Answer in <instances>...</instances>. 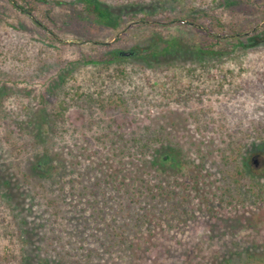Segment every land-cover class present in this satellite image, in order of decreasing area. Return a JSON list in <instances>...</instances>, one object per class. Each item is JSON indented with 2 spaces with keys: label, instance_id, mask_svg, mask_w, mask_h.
<instances>
[{
  "label": "rangeland",
  "instance_id": "374dc122",
  "mask_svg": "<svg viewBox=\"0 0 264 264\" xmlns=\"http://www.w3.org/2000/svg\"><path fill=\"white\" fill-rule=\"evenodd\" d=\"M49 1L37 7L42 29L0 0V264H59L57 253L84 243L54 216V198L67 217L83 207L86 218L102 211L100 229L112 217L120 224L124 205L107 209L102 193L122 194L128 180L127 190L155 212L130 237V256L106 255V264L264 261V196L238 194L224 175L239 164L264 182V0H97L116 17L108 24L86 12L84 0ZM211 11L221 21L218 38L202 31L211 17L199 15ZM229 25L241 30L236 40L222 38ZM257 29L245 45L242 37ZM173 39L181 48L169 53L123 54ZM105 45L125 60L94 66ZM187 68L204 78L184 102ZM79 83L90 85L84 100L72 90ZM54 162L61 175L49 173L39 188ZM95 183L101 194L76 195ZM177 201L185 205L179 215ZM209 209L236 226H212ZM58 235L66 236L58 243Z\"/></svg>",
  "mask_w": 264,
  "mask_h": 264
},
{
  "label": "trees",
  "instance_id": "16d2710c",
  "mask_svg": "<svg viewBox=\"0 0 264 264\" xmlns=\"http://www.w3.org/2000/svg\"><path fill=\"white\" fill-rule=\"evenodd\" d=\"M19 1L23 2L24 4H21ZM10 2L17 9H19L23 13H27L29 16L34 17V18H37V13H36L37 7L50 3L49 0H10ZM84 2H85L86 12H88L89 14H93L100 23L108 24L112 20V18H116L113 16L111 12H109L106 8L101 6L100 2H98L97 0H84ZM217 15L213 13V11H211V14H209V12L208 13L203 12L202 15H199L200 17L201 16L211 17L210 18L211 21H209L211 22V24L208 27H202L203 29L202 31L205 34H207L209 37L213 35H215V38L219 37L218 34L220 33L217 31L216 26L218 27L221 26V23H220L221 21L220 19H218ZM117 22L118 21H115V23L112 24L114 28L117 27L118 25ZM35 23L36 25H38V27L45 29L44 22L39 21L38 18H37V21L35 20ZM225 28L227 29L224 31L225 35L222 37L223 39L230 38V40H234V39L236 40V37L239 36L237 35V33L239 34L241 32V30L238 31L234 29L233 25H229L228 27H225ZM261 29H262L261 31L264 36V27ZM258 31H260V29L255 30L252 34L248 33L249 35L247 34L245 37H242L243 39L245 38V43H246L245 45L249 44V41H251L253 36H256ZM165 42L166 43L164 46H160V45L157 46V45H153L152 43L144 47H140L139 45H137L136 47L133 46L130 51L131 53L130 56H139V57L153 56L155 57L156 55H160L165 52L169 53L176 47L179 48L178 42L174 39L165 41ZM231 45L233 44L227 43V47ZM103 47L109 48V45H105ZM109 49L110 50L107 53H104L105 56H102V59H100L99 61H92V63H94V66L101 67L100 64H103L106 66L111 65V64L119 65L121 64V62L125 60V58L122 57L121 52L115 49H111V48ZM198 49L202 50L203 52L206 49L207 50L211 49L213 51V45H211L210 47L201 46V47H198ZM143 69H145V66H143ZM182 74L187 75L190 78V83L187 85L186 89H184L183 92H181V93H184V96L185 94L187 95L186 99H184L185 100L184 102H187V98H189V96H191V94L194 92L193 91L194 87L201 88V82H203L204 77L202 74H200V71H197V68H187L184 70ZM108 77L110 76H107V78ZM228 80L230 81L231 79H228V76H226V81ZM101 81L103 84L107 83V80L105 82L104 79H101ZM72 90H75V95L76 94L81 95V97L79 98L83 100L87 96H90L92 94V92L90 91V85L87 83L86 84L79 83L78 87H75ZM57 116L58 115L56 116L54 115V118H55L54 124L57 123ZM46 154L48 155V151L46 152ZM152 162L155 164L156 160L154 159ZM42 166H43L42 163L39 161L38 164H35L33 166V171L36 172L37 170L41 169ZM234 166L235 168L231 171L224 170V172H226L224 175L229 180V182L233 185V188L237 191V193L240 194L239 189H243L246 192L253 193L256 197L259 196L261 199V197L264 196V182L263 183L259 182V180L262 179V177L255 175V174H251L249 170H247L245 167H242L239 164H235ZM61 171H62V165L60 163H57V162L51 163L50 169L46 173V175L40 174L38 176L39 177L38 187L43 188L44 186V185L42 186L43 183H39V182L49 177L48 175L49 173H53V174L57 173L61 175L60 174ZM136 178L138 179L139 176L136 175ZM95 184L96 185H91V187H88L87 185L86 187L83 186L82 190L76 195L81 196V195H84V192H89V194H92V196L95 197L98 194H101L100 190H102L103 188L98 187L99 186L98 183H95ZM121 186L123 187L124 190H126L122 194H120V191L118 190V188L114 194H110L108 192H106L105 194L102 193V196L105 197V199L102 200V202L104 203L105 206L107 205V209H112L117 205L118 206H121L122 204L124 205V206H121L120 209H118L116 213V215L119 214V219L121 220V223L115 224V222L117 221L115 220V218L112 217L111 220L107 222L103 228L101 227V229L98 227L99 221L102 222V216H101L102 211L101 210H99L97 214H95V212L93 213L92 211L88 215L90 218H86V215H85L86 210L82 207L78 209L79 216L75 218L74 217L71 218V217H67L66 213L63 212L62 207H61L62 201L60 202L58 198H54L49 201L51 208L54 209L53 210L54 216L60 217V219L62 220L66 218V222L68 226H72V228H69V232H67V235H69V237L77 235L78 239L84 242L83 244H79L78 247H76V250H73L74 251L73 253L66 251V250H64L63 252L57 253L56 256L58 258L59 264H106V262L103 261V259L106 258V255L110 258L109 261L110 260L114 261L111 255L112 254L114 255L116 253H117L116 255L117 258L126 259L127 257L130 256L131 252H128L126 250L128 248H132L130 239L132 238L133 235H135L136 232H138L141 224L146 223L147 216L149 214H154L155 210L153 206L151 205L152 202L150 201L151 204L148 202L147 197H144L140 192L127 190L129 186V180L121 183ZM89 188H90V191L88 190ZM84 189L85 191L82 192ZM226 190L230 191L229 185L226 186ZM153 193H154L153 189L147 190V194H149L150 198L154 197ZM128 196H129V199H128ZM120 197H122V199H119ZM87 202H90V201H87ZM145 204L148 206L145 207ZM150 205L152 207L148 208ZM172 207H174V209L176 210L175 214L179 215L182 212L183 208L185 207L184 201H177L176 203H174V205H172ZM209 210L212 212L213 209H209ZM211 214H212L213 219H216V221L214 220V222L211 223L212 226L214 227L219 226L221 227V229H230L233 226H236V223L235 224L229 223L226 221V219L219 220L217 213H215L214 211ZM54 219H52V223L55 222ZM74 220L76 221L75 223H74ZM84 220L89 222L90 224L86 223ZM218 221H222V223L218 225L217 223ZM57 229L60 230V232H62V230L59 227V224H58ZM65 236L58 235V237H55L57 238L56 242L62 241L65 238ZM3 257L5 256L0 257V263L2 262ZM44 261L45 262L43 264H47L49 262L48 259H44ZM260 264H264V261L262 262L260 261Z\"/></svg>",
  "mask_w": 264,
  "mask_h": 264
},
{
  "label": "water",
  "instance_id": "95a60500",
  "mask_svg": "<svg viewBox=\"0 0 264 264\" xmlns=\"http://www.w3.org/2000/svg\"><path fill=\"white\" fill-rule=\"evenodd\" d=\"M123 54L126 55V56H129L131 53L130 52H126V53H123ZM167 158H168L167 156H164L163 157V160L166 161Z\"/></svg>",
  "mask_w": 264,
  "mask_h": 264
}]
</instances>
